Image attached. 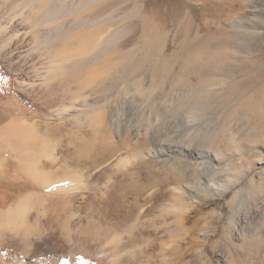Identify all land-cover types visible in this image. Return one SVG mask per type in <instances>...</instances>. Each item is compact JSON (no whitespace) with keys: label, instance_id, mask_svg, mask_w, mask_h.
<instances>
[{"label":"rangeland","instance_id":"374dc122","mask_svg":"<svg viewBox=\"0 0 264 264\" xmlns=\"http://www.w3.org/2000/svg\"><path fill=\"white\" fill-rule=\"evenodd\" d=\"M32 1L0 0V19L31 25L44 11ZM51 1L64 14L28 35L24 44L38 50L15 66L40 74L54 58V81L21 89L0 72V90L42 112L27 123L59 160L52 179L72 182L22 193L39 197V256L64 249V262L127 264L131 254L130 264H168L180 238L181 264H264V0ZM49 31L58 56L37 45ZM64 46L79 55L69 50L62 65ZM51 107L62 117L51 119ZM220 186L228 190L210 194Z\"/></svg>","mask_w":264,"mask_h":264},{"label":"bare ground","instance_id":"6f19581e","mask_svg":"<svg viewBox=\"0 0 264 264\" xmlns=\"http://www.w3.org/2000/svg\"><path fill=\"white\" fill-rule=\"evenodd\" d=\"M35 1L34 0L32 1L33 4H35L34 3ZM38 1H42V3H43L42 7L44 8V11L42 12L40 18H38V16L35 17L36 19L33 20L34 22H32L31 25L25 26V25H23V22L22 23L16 22V18H17L16 14H14L13 16H9V17H7L8 16V14H7V16H6L7 18L3 17L4 19H0V72L2 70L1 66L6 68L7 73L9 75H11L12 78L14 79L15 85L20 86L21 89H24V88L29 89L30 87H32L34 85V83L37 80L40 82H45L46 83L45 85L47 86V84L51 83V81H54V80H51L50 77L55 78L54 76L52 77L50 75L51 71H52L51 69L54 67L53 64H55L54 62H56V60L54 58H53V60H51L53 63L52 65L49 64V62H51V61H49L47 58L48 64H46L45 65L46 67H44L45 71H42V73H40V74H38V72L36 70V66H34V69L31 68L32 72H31V70H29L27 68V66H29V65L22 66V68L24 67V69L18 68V67L16 68V66H15V62L19 58H22V57H26V58L31 57L30 60L32 61L34 56H35V55H32L33 51L35 52V50L36 51L38 50V49L34 48L36 46L35 44H32L33 46L35 45L34 47L28 46L27 43L24 44L27 41L28 35L31 33L34 35H37L36 33H39V32L33 33V31H35L36 29H39V28H37V26H39L40 24H43L44 22H49L52 19H55L57 16L61 17L62 12L65 11V10H63L62 12H60L61 14L59 13L60 14L59 15L58 13H56V10H55L56 8L54 9V7L56 5L52 4L51 0H38ZM31 6L33 7L34 5H31ZM40 7H41V5L38 3L37 11H39L41 9ZM17 9L19 10V8H17ZM25 9H26V7H25ZM58 10H59V8H58ZM32 11H33V9H32ZM40 11H42V10H40ZM54 12L57 14V16L54 15ZM79 12H80V10H79ZM13 13H14V11H13ZM13 13H11V14H13ZM15 15H16V17H15ZM18 15H19V17L20 16L22 17L21 21H23L25 19L28 22L31 21V18L27 17V14L24 11V9H20V11L18 12ZM47 24L50 25V24H52V22H49ZM47 24H46V26H47ZM78 24H77V27H78ZM247 24H249V23H247ZM91 32H93V31H91ZM78 33H77V35H78ZM96 33H97V31H96ZM50 34H51V32L49 31L46 34V36L43 35L41 37L42 39L37 44V45H40V44L44 43L43 45L46 47L44 48V51L42 49V53L45 52L46 54L49 55V57H50V55L52 56V54H53V52H55V50H56V52L58 50L57 49L58 46L55 47L56 49L54 48L55 50L52 49L53 47L51 48V46H49V45L47 46V44H49L52 41V37H50ZM92 34H94V32ZM51 35L53 36V34H51ZM84 35H86V34H84ZM95 35L96 34H94V36ZM69 36H71V35H69ZM37 37H38V35H37ZM37 37H35V38H37ZM82 37H84V36H82ZM82 37H79V38L81 39ZM114 37L115 36L113 34H111L106 39H104V38L103 39L105 40V42L109 43V42L114 40L113 39ZM79 38H78V40H79ZM98 39H97L98 41L95 40L97 42L94 41L95 45L93 47V48H96L97 50L100 49L99 47L101 45V39L100 38H98ZM65 41H66V39H64V42ZM62 42H63V40H62ZM84 42H81V44L84 45L83 44ZM52 44H53V42H51V45ZM76 44H79V42L77 41ZM81 44L78 46L79 49L81 48L80 47ZM84 46L86 49L87 46L86 45H84ZM65 47L66 46L62 47L63 49H60V51H58L61 54V55L59 54L60 55L59 56L60 58L58 57L59 60L62 57H68L73 51L75 52V50L78 49L77 46L75 48L73 46L74 50H73V48H71L72 52H70L69 50H71V49H68V47H66V48ZM83 48L84 47H82L79 50V52L81 50L83 51L84 50ZM33 49H35V50H33ZM51 49L53 50V52H51L52 51ZM96 49H94V50H96ZM40 50H41V48H40ZM85 51H83V52H85ZM89 51H91V50H88V52ZM56 52H55V55L57 54V56H58V53H56ZM77 52H78V50H77ZM77 52H76V54H77ZM79 52H78V55H79ZM85 53H83V54H85ZM46 54H44V56ZM73 54L74 53H72L71 56ZM81 54H82V52H81ZM41 55L42 54H40L39 56H41ZM85 56H88V55H85ZM61 61H62L61 64L63 65L64 64L63 62H65V64H66V63H68L69 60H67V58H65L64 60H60V62ZM71 62H72V60H71ZM74 66H75V64H74ZM26 68H27V70L24 72V70ZM62 68L65 69L66 66L62 67ZM59 70H57V71H59ZM62 70H60V71H62ZM71 70H73V69H71ZM60 71H59V73H60ZM53 72H55V70ZM8 74H6V75L8 76ZM6 75H4V78H3L4 81H8V77ZM33 76H36V78L34 79ZM4 84H5V82H4ZM80 84H82V83H80ZM8 85L10 86V84H8ZM9 86H6L5 88H7V87L9 88ZM51 86H53V85H51ZM34 88H35V85L32 87V90H34ZM11 89H12V87H11ZM2 90H0V264H81V262H78V261L74 262L73 260H72L73 263L69 262V261L64 262L62 260V256L65 253L64 249L60 250L59 252L55 251L54 256L56 258L53 260H49L48 258H44V257L41 258V256H39V251H40L39 245L35 244L36 243L35 242V236L38 234V231H39L38 224L40 222L39 207H38V203H37V200L39 199V197L36 195V193H33L34 191H30V192L24 193V194H22V193L28 187H34V185H40L47 191H55V192L60 191V190L65 191L66 189L68 190V188L71 187L72 182L69 181L68 179L67 180L52 179L51 175H52L53 171L51 172V170H52L53 165L56 163L57 159L54 158V154H52V151H51L52 149L48 145V143L42 144L43 142L41 141L42 142L41 143L39 141V138L37 139L38 136L36 135L37 132L35 131L36 127L34 128V126H33L34 120L32 121L33 122L32 124L27 123L29 120V116H31L32 118L33 117L37 118V116H43L41 110L34 112V110H32L31 107H28L27 105L22 103V101H20L14 93H11V91H8L6 89L5 90L2 89ZM77 91H79V90H77ZM77 95H78V92H77ZM42 103L44 104V106L52 105V101H50V100H44ZM84 104H86V102ZM92 104H91L92 105L91 107L93 108L94 112H92V113L88 112L89 114L92 115V116L90 115L89 120L92 123L97 124L99 121L98 120L99 114L97 112L96 104L95 103H92ZM87 105H89V104H87ZM63 107H65V105ZM69 107H72V106H69ZM67 108L64 109V113L67 110ZM61 109H63V108H61ZM61 109L56 110V108L51 107L49 117L51 119L53 117L55 119L61 118L62 117L61 115H63V110H61ZM81 109H82V107H80V110ZM27 110H29L30 112ZM25 111L29 112V115H25ZM58 111H60V112H58ZM76 111H78V110H76ZM86 111L84 110L83 112H86ZM67 112L69 113L70 111L68 110ZM67 112H66V115H67ZM83 112L81 111L80 114ZM76 113L79 114V112H76ZM20 114H24L25 119H24V117H22L23 115L20 117L14 116V115H20ZM26 114H28V113H26ZM70 114H71V112H70ZM79 116H81V115H79ZM79 118L81 120V117H79ZM85 119H86V117H85ZM73 120H75V119H73ZM56 122H60V121H56ZM45 144H47V145H45ZM45 167H48V169H45ZM56 172H57V170H56ZM22 175H24L26 177V179H24V178L22 179ZM257 185H258L259 190H262V191L264 190V180L261 183H258ZM225 188L227 189L228 187L212 188L210 194L221 196L224 194ZM204 196H208V195H204ZM14 200H16V203L13 202ZM183 220H184V217L182 216V220L180 217V221H183ZM182 224H183V222H182ZM191 229H192V227H190L188 229L184 228V230H186V231L191 230ZM116 235L117 234H115V236ZM113 238L115 239L116 237H113ZM114 239L112 242H114ZM179 239L177 241H179ZM177 241H176V243H174V242L171 243V245L174 243L173 248L170 246L172 249V255L173 256L167 259L168 262H166V263H168V264L169 263L170 264H181L182 263V262H180V260L178 258L179 255L181 254V252H180V254H178L179 253L178 251L181 249L180 248L181 246H180V244H177ZM120 242H121V240H120ZM180 243H181V240H180ZM192 246H193V244H192ZM192 246L190 245V247H192ZM193 247L196 248L195 244ZM65 248H67V247H65ZM163 250H165L164 247H163ZM71 251H72V249H69V252H71ZM161 251H162V249H161ZM117 252H119V251H117ZM115 254H117V253H114V255ZM73 255H74V253H73ZM125 255H126V253H125ZM117 256H119V254ZM117 256H116V259L118 258ZM131 256L132 255L130 254V256L128 257L129 260L128 261L126 260L127 264H130ZM162 260H164V259H162ZM118 262H119V260H118Z\"/></svg>","mask_w":264,"mask_h":264}]
</instances>
